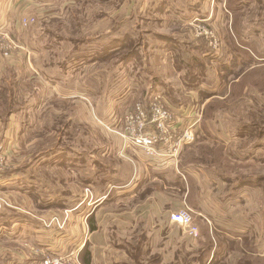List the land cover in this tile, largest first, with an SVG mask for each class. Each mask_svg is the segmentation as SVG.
<instances>
[{
	"label": "rangeland",
	"instance_id": "rangeland-1",
	"mask_svg": "<svg viewBox=\"0 0 264 264\" xmlns=\"http://www.w3.org/2000/svg\"><path fill=\"white\" fill-rule=\"evenodd\" d=\"M239 1V12L233 13L229 0H0V32L14 41V48L0 55V103L8 90L15 102L7 114L1 110L7 105H0V264H41L55 257L84 264L80 253L85 246L91 264H176L174 239L200 235L171 221L172 213L183 210L198 229L211 224L207 215L215 210L225 219L246 220L264 251V181L256 182L264 177V162L255 161L264 158V66L232 65L227 44L231 28L239 27L243 40L258 51L250 54L264 60V0ZM124 21L120 33L150 35L136 61L124 59L129 51L118 50L121 41L111 53V39L118 35L114 29ZM163 35L195 43L205 39L213 60L206 63L204 76L187 80L168 47L173 43L163 42ZM135 42L129 41L127 49ZM157 99L171 111L173 122L178 118L176 125H193L194 150L207 145L198 133L205 105L219 107L205 120L208 136L217 141H207L215 147L214 153L208 151L212 161L188 163L185 171L184 155L192 144L187 143L176 171L154 182L149 176L141 180L135 198L120 190L122 196L111 200V137L123 140V151L134 147L146 156L137 144L126 147L121 134L128 111ZM222 152L234 168L220 166ZM127 165L121 178L128 180L133 171ZM239 171L249 183L243 184ZM57 193L60 201L50 200ZM104 195L89 212L95 198ZM202 199L206 210H194L191 202ZM10 217L12 225L6 227ZM23 226L35 227V238L24 230L22 238H15ZM162 229V239L155 237ZM139 230L147 235L135 242ZM40 254L46 257L36 259ZM237 258L232 254L233 263Z\"/></svg>",
	"mask_w": 264,
	"mask_h": 264
},
{
	"label": "trees",
	"instance_id": "trees-1",
	"mask_svg": "<svg viewBox=\"0 0 264 264\" xmlns=\"http://www.w3.org/2000/svg\"><path fill=\"white\" fill-rule=\"evenodd\" d=\"M115 2H119V0H115ZM239 3H240L239 0H229L228 6L233 13L239 12L238 9L236 8L237 6H239ZM115 20H113L111 26L115 24ZM140 20H143V17H141ZM151 20L155 22V20H159V19L151 18ZM125 21L115 27L114 32L118 34L117 37H112L113 33L111 32V37H112L111 53L117 49L116 48L117 45H114V44L121 41L122 48L121 49L118 48V50H122L121 52L122 54L129 51L126 54V56H124V59L128 61L134 58L136 61L140 52H142L140 50V47L142 46L144 42L148 41V40L145 41V37L150 39V35H146L147 33L145 34L144 31L139 32L137 36H134L130 31H125L123 33H120V31L118 30L121 26H123ZM138 28L140 27H137L135 31H137ZM239 29L240 28L236 26L232 27L229 33V39L227 35V44L229 46V52L233 54L232 57L230 58L232 65H237L239 63L245 66H250L252 64H257L258 67L264 66V60H261L259 54H250V52L257 53L258 51L256 50V47L251 42H249V40L248 41L243 40L242 33L239 31ZM149 31L153 37L154 35L153 29ZM159 37H161L160 39L164 42L169 41V43H173L168 47H170V49L175 52V65H176L177 70L179 72L184 71L185 72L184 77L187 80L192 79V78H197L200 75L204 76L205 68H207L206 63H209V61L213 60V55H211L212 53H211L210 47H208V43L205 39H202L200 42L195 43V41H184V39L174 40L172 39V36L168 37V36L163 35ZM129 41H136L134 44V47H132L130 50L127 49L128 48L127 44L129 43ZM137 50H138V53H137ZM145 55H148V54L146 53ZM156 55L157 57L155 58V61L159 62V58H162L163 53H159ZM254 55L258 56V58H255ZM149 56H152V54H149ZM252 58H254V60ZM142 61L144 62L143 58H141L140 61H137V62L142 63ZM259 62H261V64ZM12 70H10L9 72H11ZM9 78H12V76H9ZM156 90H157V87H154L153 91H156ZM1 97L3 100V103H0L1 107L7 105L6 108L4 109L1 108L2 113L7 114L8 113L7 110L10 109V106L15 103L11 100L13 98L11 96V91L8 90L7 92L2 93ZM200 100L202 102L203 98L200 97ZM173 102L175 105H178V106H182L184 104L183 102L182 103H178L177 101H173ZM170 105L175 106L172 103H170ZM214 107L216 109L219 108L218 106L216 107L209 103L205 105L204 117H203L204 121H203V124H201L202 128L198 129L200 138H202L201 142L207 145H203L201 148L194 150L197 147L196 145L197 141L195 140L196 142L190 145L189 151H187L184 155L183 168L188 166L189 165L188 163H191V162H195L196 164L200 162L211 163L212 159L210 158L209 152L214 153L213 150H211V148H215V147H211L210 145H208L207 141L209 143L211 142V144L216 143L217 141H215L213 138L208 136V134L209 135L211 134L208 131V127L205 123L206 122L205 120L211 119L213 117L214 110H215L213 109ZM224 107H225V104H224ZM219 146L221 145L219 144ZM218 150L221 151V149H218ZM207 152L209 154L208 155L209 157L206 156ZM219 158L220 159H218V161H220L219 162L220 166L223 165V167L228 168V169L234 168L232 167L231 164L224 161V158L226 157H224L223 152L220 153ZM255 161L264 162V158L257 159ZM184 169L185 171L187 170L186 168ZM239 174L241 178L240 180L243 182V184L249 183V181L245 179L247 175H245L244 173L240 171H239ZM223 176H224L223 174H218V178H220L222 182L224 181L227 183V181H225L226 180L225 177ZM261 181H264V177L256 179V182H261ZM191 207L194 210L202 211L201 201L193 200V202H191ZM207 216H208V219L211 221V224L207 222L208 224L207 228H204L202 227V225H200L201 229H199L200 230L199 237H196L194 239L192 237L186 238V236L184 237L182 235L180 239L178 235L177 238L174 239V242H177L176 244H178V249H179L177 253L175 254V259H179L178 263L176 264H236V262L237 264H264V251L259 247L257 242L254 241V237L251 235L253 232L252 225H250L246 220L237 219L238 217L236 215H235V218H226V219L217 213H208ZM90 222H91V231L92 230L95 231L96 225L94 224V222L92 223V218L89 219V225H90ZM143 238L145 237L136 238L134 239V241L139 242L141 239L143 240ZM196 242H198L197 246H195ZM232 254L239 255V258H237L235 263H233L231 260ZM45 257L46 256L44 254H40V256L36 259H44ZM80 257H81V261L84 264H91V253L90 251L86 250V246L82 248Z\"/></svg>",
	"mask_w": 264,
	"mask_h": 264
},
{
	"label": "built area",
	"instance_id": "built-area-1",
	"mask_svg": "<svg viewBox=\"0 0 264 264\" xmlns=\"http://www.w3.org/2000/svg\"><path fill=\"white\" fill-rule=\"evenodd\" d=\"M29 22H27L28 24ZM9 33L0 32V55L7 53L14 46ZM211 43L216 46L217 39ZM14 48V47H13ZM173 114L158 99L154 102H138L125 115V128L122 136L126 139L125 146L139 145L147 158H170L178 164L183 146L194 141L193 125L187 126L181 132L173 129ZM172 222H178L198 235V227L192 225V216L185 210L172 213ZM78 258V257H77ZM71 259L65 257L46 258L41 264H71Z\"/></svg>",
	"mask_w": 264,
	"mask_h": 264
},
{
	"label": "crops",
	"instance_id": "crops-1",
	"mask_svg": "<svg viewBox=\"0 0 264 264\" xmlns=\"http://www.w3.org/2000/svg\"><path fill=\"white\" fill-rule=\"evenodd\" d=\"M7 24L11 25L10 20L7 22ZM13 27L15 28V25ZM174 34L175 33H173L172 35H174ZM165 44H167V43H165ZM174 57H175V55L173 56V59H174ZM167 61H169V58L163 59L164 63L167 62ZM111 123L113 124L112 121H111ZM177 123H178V118H177L176 122L173 123L174 124L173 129L175 131H177V132H181L184 129V125L181 126V124H180L181 127H179L178 125H176ZM114 129H113V131H114ZM113 131L111 130V132H113ZM118 139H119V142L117 141V138L114 137V135H112V137H111V149L114 150V155H113V157H111V160H113V166H111V193L113 192L114 195L111 197V200H114L115 198L119 199L122 196V195L118 196L119 195L118 192L120 190H124L125 192H128L127 193L128 196L134 195V198H135L136 196L139 195L140 186H141L140 185L141 180H145V178L148 177V176L149 177H153L152 181L153 180H157V178H159V177L160 178H164V176L167 177V175L168 174H172V172H174V170L179 165V163L176 164L175 161H173L170 158H165V157H158V158H154V159L147 158L142 153L140 154L139 151L136 148H134V147H131V148H128V149L126 148L123 151V140L121 142L120 138H118ZM120 152L122 154H124V157L121 155ZM180 155H181V153H180ZM180 157L181 156H179V159H180ZM128 158H130V160ZM136 160L139 161V163H137ZM115 161L119 163L118 166H116ZM165 162H167V163H165ZM127 163H129L131 165L132 171H133L132 174L129 175V179L128 180L126 179V177H125V179L121 178V176H122L121 169H123L125 171V176H126L127 171L125 170L124 165L129 167L127 165ZM169 165L172 166V168L170 169L172 171H169V169H168ZM140 174H142V175L140 176ZM10 178H12V177H10ZM13 178H16V177H13ZM128 187H131V188L127 189ZM87 189H90V188L88 187ZM91 189H92V187H91ZM57 196H58V193L56 194V199H55V197L52 196L53 198H51L50 200L53 199V201L59 202L60 200L57 199ZM105 197L106 196L104 195V196H100V197L95 198L96 199V203L93 205L94 207L92 209L89 208L88 211L90 212V210H92L91 212H93L97 208L96 204H98L99 201H103V199ZM134 198H133V200H134ZM206 201L207 200H205V199H204V201H203V199L201 200L202 208L204 209V211L206 210V204H205V203H207ZM75 207H77V206H75ZM207 207L215 208L214 206L211 207L210 205H208ZM217 211L218 210H215V211H213V213H217L218 214ZM89 215L90 214H88V216ZM141 220H143V219H141ZM5 221H6V223L9 221V224H6V227H7V225L8 226L12 225L11 217L9 219L5 218ZM2 223H5V222L2 221ZM14 223H19V222L15 221ZM40 226H41V222H40V225L36 226V228H39ZM2 228H3V225L0 224V231L2 230ZM22 228H24V229H22ZM22 230H24L25 232L27 231L28 234L32 235L35 238V236H36L35 227H34V229H26L25 226L17 228V230L15 232L16 234H14L15 238L16 237L17 238H22L21 237ZM40 231H43V230L40 229ZM153 231L154 230H150V233L153 234ZM133 235H132L133 238L134 237H146L147 231L146 230H144V231L143 230H139V231L135 232ZM162 235H163V231L162 230L155 231V237L162 239ZM14 236H11V238L13 239ZM151 236H153V235H151ZM29 237L32 238L31 236H29ZM156 246L158 247V245H156ZM23 258H25V257H23Z\"/></svg>",
	"mask_w": 264,
	"mask_h": 264
}]
</instances>
